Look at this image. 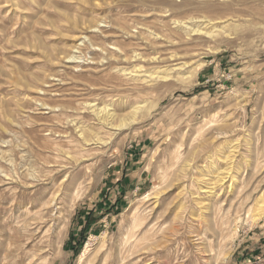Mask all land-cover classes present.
<instances>
[{
	"label": "rangeland",
	"instance_id": "374dc122",
	"mask_svg": "<svg viewBox=\"0 0 264 264\" xmlns=\"http://www.w3.org/2000/svg\"><path fill=\"white\" fill-rule=\"evenodd\" d=\"M168 1L0 0V264H264V0ZM204 16L231 35L170 33V19ZM130 26L158 30L142 51L177 54L163 64L180 74L106 82L110 67L80 39L128 42ZM137 101L146 109L113 136L86 109L123 116ZM75 119L110 141L82 146ZM230 150L235 185L193 215L198 177L214 176L203 167L226 169Z\"/></svg>",
	"mask_w": 264,
	"mask_h": 264
},
{
	"label": "bare ground",
	"instance_id": "6f19581e",
	"mask_svg": "<svg viewBox=\"0 0 264 264\" xmlns=\"http://www.w3.org/2000/svg\"><path fill=\"white\" fill-rule=\"evenodd\" d=\"M161 1L163 3H166V4L169 3L168 0H161ZM197 1L209 4V5L210 4L211 5H217V4L213 3L214 0H197ZM229 1H233V0H219V4L223 5L226 8L229 5ZM170 2L173 6L176 5L175 2H173V1H170ZM155 10H156V8H155ZM169 11H170V9H166L163 12H164V14L169 15L168 14ZM231 18H233V17H231ZM218 19L221 20L222 17H217V19L216 18H210L207 16H204L201 19H199L197 17H191V18L187 19V21L181 20L179 18H172V19H170V29H171L170 33L181 34L184 37L183 39H185L186 41L193 39L195 36H206L209 38H216V37H220L226 33H228L227 35H231V33L228 31V29H229L228 27L230 26L231 22L226 23L227 20L222 21V22H218L219 21ZM221 23H225V25L221 24ZM117 24L118 23H116V25ZM147 26H150V25H147ZM130 27H132V26H130ZM94 28H95V30L93 31V33L96 32L97 34L101 35L102 36L101 38L108 37V35L106 34V31L101 26H99V27L96 26ZM131 29H132L131 31L122 29V31L125 30V31H123L124 33L122 35L124 36V34H126L127 38L129 39L128 42H125V41L111 42V41H108L107 39L99 42V41L93 40L94 38L92 39V37L87 36V35L82 37V39H80L81 40V43H80L81 47H84V48L90 49V50L93 49L92 47H96L97 50L96 49H94V50H96V52H98V54L100 55L99 63L102 66L110 67L111 71L108 73L109 76H108V78L104 79L106 82H109L108 81L109 79L115 78L117 76H122L129 81H142V82H147V83L150 82L152 84V86H154L155 84L159 83L160 81H162V82L166 81L168 78L172 77L174 73L177 74V72H178L180 74L179 70L182 68L180 65L169 64V63L165 64V65L163 64L166 61L167 62L168 61L174 62L175 60H177V58H178L177 54H172V55L170 54L171 56H169V58L165 59L158 53H155L154 55L149 57V56L145 55L144 52L142 51V49L146 48L143 45L145 40L149 44L155 45L156 41H159V39L161 40L163 38L162 37L163 35L161 33H158V30H157V32L154 31V28H153V30L151 28H146V30H144L143 28L139 29L136 26H133ZM145 33H147V36H145V38H144L142 35H145ZM94 36H95V34H94ZM167 41L169 43H171V45L177 43L175 38L172 40L168 39ZM147 42L145 43V45L147 44ZM159 48H161V47H159ZM79 53L80 54L72 55L70 57L71 60H77V59L82 60V59H84L83 57H81V55H82L81 50H79ZM86 60H89V59H86ZM144 63H146V64L149 63V65H153V66L147 65L148 67H151L152 69H148L146 67V65H144ZM146 105H147L146 103H143L141 101H137V103L134 106H132V109L128 113V115H123V116H118L116 114V112L114 110L115 108L112 107V106H114L113 103H110V104L107 103V104L103 105L102 107L100 105H97V104L89 103L86 105V109L89 110V113L91 115H93L94 120L97 122L96 124H99L103 128H107L109 131H111L110 136H113L114 134H116V132L118 130L135 124L139 118L140 113L146 109ZM117 120H119V121H117ZM71 122H73L72 125H73L75 133L77 135L76 139H77L78 143L81 144L82 146H89L92 144H95V145L107 144L110 141V139L106 141L103 137H101L99 134V131L95 130V127L93 128L92 125L90 126L88 124H82L83 122H81L78 119L72 120ZM235 149H237V147L234 148V150ZM234 150H230L228 154L223 156L224 161H221V162L227 163V165H229V166H225L226 169H223L220 166H218L214 162V158H211L208 166L203 167L202 172H201L202 175H203L204 168L207 167L206 171L213 173L214 176H212V177H214V178L211 177V179L210 178L209 179L208 178L207 179H201V177H198L197 183H196V191L193 193V196L194 195L195 196L192 197V195H191V201L194 202V204L198 208L199 212L197 213L193 209V211H191L193 215L203 216V214H204L203 210L205 208H207L206 206H203V202H205V200H211L213 198L219 200L221 198L220 197L221 191L218 192L217 190L219 188H222V190H223V187L225 186V184L227 182H230L228 185L229 188H232L235 185L236 174L234 175L233 172H230V170L234 168L233 164L237 163L236 159L238 157L237 153L239 150L237 152H235ZM220 156L221 157H219V160L222 159V155H220ZM53 200L54 199H52V201ZM52 201L47 202V203L50 204V203H52ZM219 201L221 202L222 200H219ZM219 205H221V207H222L223 203L221 202ZM163 220H164V218H163ZM162 224H159V225H161L159 230L166 231L168 229L171 232H174L175 234H177V227L175 225H172L170 228H168V227H165L164 225H163L164 226L163 227Z\"/></svg>",
	"mask_w": 264,
	"mask_h": 264
},
{
	"label": "crops",
	"instance_id": "0c3cea01",
	"mask_svg": "<svg viewBox=\"0 0 264 264\" xmlns=\"http://www.w3.org/2000/svg\"><path fill=\"white\" fill-rule=\"evenodd\" d=\"M128 170H126L125 172H123L119 178L116 179V181H118V187H119V190H125L127 188V185L130 187L132 182H133V178L128 174L127 172ZM126 184H125V183ZM117 187V186H116ZM99 222L102 223V218L100 217V220Z\"/></svg>",
	"mask_w": 264,
	"mask_h": 264
}]
</instances>
